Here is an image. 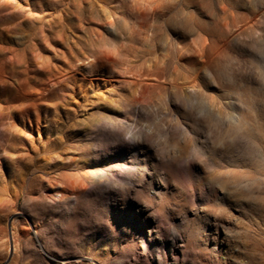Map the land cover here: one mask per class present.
Wrapping results in <instances>:
<instances>
[{
  "label": "rangeland",
  "instance_id": "1",
  "mask_svg": "<svg viewBox=\"0 0 264 264\" xmlns=\"http://www.w3.org/2000/svg\"><path fill=\"white\" fill-rule=\"evenodd\" d=\"M0 264H264V0H0Z\"/></svg>",
  "mask_w": 264,
  "mask_h": 264
}]
</instances>
